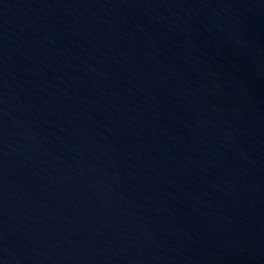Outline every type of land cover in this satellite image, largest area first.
I'll return each instance as SVG.
<instances>
[{
  "label": "water",
  "instance_id": "water-1",
  "mask_svg": "<svg viewBox=\"0 0 264 264\" xmlns=\"http://www.w3.org/2000/svg\"><path fill=\"white\" fill-rule=\"evenodd\" d=\"M0 264H264V0H0Z\"/></svg>",
  "mask_w": 264,
  "mask_h": 264
}]
</instances>
